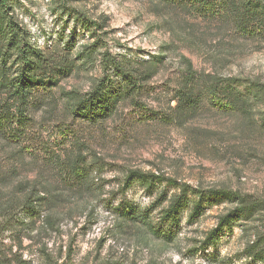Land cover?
<instances>
[{
    "label": "rangeland",
    "instance_id": "rangeland-1",
    "mask_svg": "<svg viewBox=\"0 0 264 264\" xmlns=\"http://www.w3.org/2000/svg\"><path fill=\"white\" fill-rule=\"evenodd\" d=\"M8 1L30 41L74 67L43 97L23 142L0 134V264H246L244 248L264 241V206L202 249L232 202L216 199L189 219L190 204L179 225L167 227L159 212L175 188L155 183L147 194L138 179L128 188L124 180L131 170L151 172L202 193L228 189L264 203V101L241 110L207 93L212 76L264 82V40L165 0ZM81 19L95 23L91 31ZM102 52L153 74L140 94L91 123L72 115L64 93L90 89ZM153 55L164 58L153 65ZM187 61L199 100L179 116L173 107ZM31 189L45 196L40 211L20 206ZM126 204L135 219L121 214Z\"/></svg>",
    "mask_w": 264,
    "mask_h": 264
},
{
    "label": "trees",
    "instance_id": "trees-1",
    "mask_svg": "<svg viewBox=\"0 0 264 264\" xmlns=\"http://www.w3.org/2000/svg\"><path fill=\"white\" fill-rule=\"evenodd\" d=\"M168 3L191 9L204 18L219 19L231 25L234 32L247 38L264 40V0H165ZM9 1L0 0V134L4 140L20 144L29 131L33 114L39 110L43 97L51 92L53 86L73 70V61L59 53H49L32 43L27 31L20 28L9 14ZM77 18V17H76ZM81 24L91 31L93 22ZM93 34V31L90 32ZM92 45L85 46V57L93 54ZM80 56V57H79ZM101 75L88 91L65 92L70 102V111L76 118L96 123L110 117L117 105L128 98L140 94L144 82L153 74V70L129 69L122 61L102 52ZM83 58V55H78ZM164 57L153 55L151 63L155 65ZM183 87L176 91V103L173 109L179 116L191 113L198 103V94L192 89L197 85V78L191 63L186 62ZM207 93L219 104L227 103L234 108L246 110L250 101H264V82L253 78L215 77L212 76ZM241 87V88H240ZM264 121V117H263ZM83 158V157H82ZM79 157L70 161L75 172L79 167ZM135 179L147 189L155 183L165 182L175 188L161 208L159 218L167 227L178 226L182 211L192 205L189 219L194 218L216 199H225L234 206L218 217L216 225L210 229L203 240L202 249L212 245L223 231L232 232L240 220H248L263 208L262 200L247 194H239L228 189H210L202 193L186 183L161 174L129 171L124 180L128 188ZM45 196L40 191L25 193L20 206L24 211H40ZM121 214L135 219L137 214L131 204H126ZM158 232V231H157ZM161 232V231H159ZM243 255L246 264H264V241L260 237L247 245Z\"/></svg>",
    "mask_w": 264,
    "mask_h": 264
}]
</instances>
